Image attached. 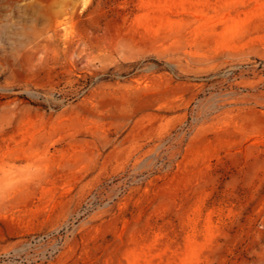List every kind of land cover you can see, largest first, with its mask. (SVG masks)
<instances>
[{
  "label": "rangeland",
  "instance_id": "rangeland-1",
  "mask_svg": "<svg viewBox=\"0 0 264 264\" xmlns=\"http://www.w3.org/2000/svg\"><path fill=\"white\" fill-rule=\"evenodd\" d=\"M0 264H264V0H0Z\"/></svg>",
  "mask_w": 264,
  "mask_h": 264
}]
</instances>
